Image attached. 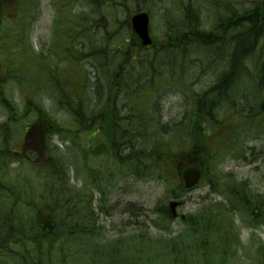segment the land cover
<instances>
[{
    "label": "trees",
    "instance_id": "16d2710c",
    "mask_svg": "<svg viewBox=\"0 0 264 264\" xmlns=\"http://www.w3.org/2000/svg\"><path fill=\"white\" fill-rule=\"evenodd\" d=\"M17 1L16 16L23 19L28 15L27 0ZM89 1L97 8L101 4L104 12H112L117 4L123 7L125 3L131 4L135 11L121 23L125 29L123 37L117 27H109L111 30L105 35L98 34L91 44L87 42L91 39L87 34L89 20L98 14L93 12L89 16L90 11L86 12L92 4ZM89 1L51 0L57 13L54 32L66 38L55 37L57 56H80L82 67L86 61L94 60L91 72L96 74V83L88 87L91 100L86 102L78 94V99L73 101L70 98L73 93L66 91L63 95L67 102H63L59 82L49 83L60 105L65 103L63 107L71 114L76 125L73 131L59 125L31 98H26L25 114L20 118L24 119L26 113L36 114L34 143L24 142L20 155H25L28 147V164L38 173L39 182L32 177L30 167L18 178L11 176L10 164L17 158L6 143L8 134L13 133L12 124L20 121V114L5 101L0 89L1 107L6 109L8 118L0 124V264H98L94 259L104 252L99 215L92 207L90 192L69 186L72 165L53 152L50 138L54 135L85 151L81 158L83 165L91 155L105 151L103 143L109 157L130 175L141 177L139 172H146L167 182L172 181L168 180L169 175L174 177L173 181L177 179V182L170 183L175 188L169 195L177 198L176 194L183 190L177 176L179 164L198 160L207 173L210 164L234 153L238 133L252 130L264 133V0H151L163 8L161 26L167 38L161 44L155 40L153 48H144L130 25L131 16L138 12L146 11L154 16L155 11L147 6V0ZM76 8L79 11L73 12ZM80 11L83 13L78 14ZM205 11L209 14H204ZM61 15L68 19L66 32L59 28ZM0 35H4L2 49L6 50L16 49L9 41L22 37L21 31ZM5 64L8 71L5 76L0 74L1 87L9 77L22 80L14 75L22 63L16 66L8 60ZM27 70L34 76L28 83L37 84L38 68ZM206 70L213 75L211 85L193 93L189 89L191 80ZM139 75L141 78L137 79ZM133 85L138 86L139 92L131 96L129 112L123 107V96ZM156 85L157 90L171 86L189 93L190 108L180 121L163 123L155 116L159 114L158 105L155 109L149 100L144 101L143 107L148 106L154 114L148 108L140 109L139 93ZM124 112L127 115L123 116ZM82 133L87 135L86 140ZM91 139L96 140L93 148ZM219 174L214 173L213 178L220 180ZM211 183L215 184V180ZM223 195L230 208L218 204L219 213L235 210L250 222L264 226V198L260 194H251L246 184H230L223 188ZM214 207L189 215L186 224L195 232L214 235V244L222 249L205 250L202 264H228L229 256L235 253V250L229 252L227 241L233 231L226 238L221 228L224 221L214 216ZM158 212L165 220L173 218L166 205ZM222 240L225 242L218 244ZM121 243L125 242L115 245ZM254 263L264 264V245Z\"/></svg>",
    "mask_w": 264,
    "mask_h": 264
},
{
    "label": "rangeland",
    "instance_id": "374dc122",
    "mask_svg": "<svg viewBox=\"0 0 264 264\" xmlns=\"http://www.w3.org/2000/svg\"><path fill=\"white\" fill-rule=\"evenodd\" d=\"M38 1L35 0L33 14L31 18L26 20L25 24L14 23L15 20L11 22L8 19H12L9 14H15V10L8 9V18H5L4 24H0V30L2 32L7 30L12 34L16 33V30H25L22 45H20L21 40L16 37L9 41L14 47L18 48L17 53L22 52L21 55L23 56L27 52V56H31V60H35L36 64L38 59L39 61L47 60V63L51 64L50 68L54 69L61 65V59L55 58L51 53V44L55 38L54 25L57 20V13L52 8L50 0H40V7ZM162 1L174 2L175 0ZM147 2V6L155 11L154 16H152V31L158 43L161 44L167 40L164 37V28L161 26L160 12L163 8L157 6L151 0H147ZM91 5H88V10H86L87 13L90 11L89 16L93 12L98 14L94 19L89 20L87 27V34L91 37L87 41L89 44L95 40L94 36L98 34L105 35L108 30H111L109 27H117L121 37L124 36L125 29L121 28V23L124 20L126 21L128 16L135 11L131 9V4L125 3L124 7L117 4L112 12H104L101 4L99 5L100 8L95 7L93 3ZM38 8L40 10L39 17L35 19ZM143 8L145 7L143 6ZM78 11L79 8L73 10V12ZM80 13H83V11L78 14ZM204 14L209 13L205 11ZM207 17L208 15L205 16V19ZM61 19L59 28L66 32L68 19L63 15H61ZM58 36L66 39L62 35ZM1 46L2 43H0ZM3 54H5V57L7 54L11 55L9 51H0V57ZM12 62L19 66L21 59L14 57ZM26 62L31 63L30 59ZM93 63L94 60H92ZM0 65L1 69H4L5 64ZM135 67L139 68L137 64ZM27 69L29 68L19 69L14 75L20 74L21 77H26ZM31 77L33 75L30 71L28 79ZM140 78L139 75L137 79ZM39 79L42 81L43 86L40 83L32 86L27 81L19 86L16 82L7 80V83L0 88L3 91V97L6 98L5 101L10 102L17 109L20 118L25 114V100H28L25 97L30 96L33 92H38L35 104L47 111L60 125L68 126L72 123L70 116L57 105L53 99L52 89L45 79L38 76L37 80ZM212 80L213 75L208 70L203 74L198 72L191 80L189 89L193 93L201 92L211 85ZM138 89L137 85H133L132 89H127L126 94L130 97L132 94L138 93ZM45 94L51 96L46 97ZM188 94L179 87L160 88V98L156 99L154 105L155 109L158 105L159 114L155 116L165 124L173 120L180 121L185 115L184 112L190 108L191 99ZM154 95L155 90L150 87L139 93L137 101L140 102L142 111H145L148 107L146 105L143 107L146 104L144 101L153 99ZM128 99L124 100L123 107L130 112L133 98ZM133 113L136 112L133 110ZM133 113H130V115ZM26 114L24 119L20 118L18 123L12 124L14 125L13 133L8 134L6 143L8 149L17 158L10 164L11 176L14 178H18L20 174L26 172L30 164L25 160L28 152H25V155H18L21 142L25 136V126L30 125L35 118L34 112L32 115ZM7 120V111L1 107L0 103V124L6 123ZM82 137L86 140L87 135L82 133ZM73 138H76L75 135H73ZM103 140L105 141V139ZM235 140L236 148L232 155L223 156L214 165L210 164L208 172L211 175L207 173L205 181L197 188L185 191L182 194H176L178 197L175 199L173 195H169L172 194L171 190L175 187L160 178L159 175L148 176L146 172H139L141 177L130 175L120 168L116 163L117 161L115 162L104 152L92 156L87 164L83 165L79 158H82V153L85 151H78L77 149L76 152L74 143L66 142L61 137L55 136L52 140L55 155H62L68 164H73L69 186L75 190L85 188L87 192H90L92 207L99 215L100 234L103 247H105L104 252L94 259L95 263L202 264L205 262L203 258L205 250L220 248L214 244L216 240L214 235H205L203 231L190 230L186 224V219L189 215H197L205 207L216 206L213 214L219 216V220L223 219L224 225H221V228L226 233V238L230 235L229 231L231 229L233 231L227 241L230 244L229 252L235 250V253L229 256L227 263L256 264L254 259L258 255L260 247L264 245V226L250 222L247 217L235 212V210L227 208L228 211L225 210L219 213L217 209L218 204H223L224 207L227 205L230 208L226 197L223 195V188L230 184H246L249 191L253 194H260L264 198V134L253 131L252 135L238 133ZM95 142L96 140H91L90 144ZM101 146L106 147L103 143ZM99 152H102V150H99ZM30 173L34 180L39 182V175L32 167ZM214 173H220V180L213 178ZM213 180H215V184L211 183ZM174 200L181 202V205L177 208L178 215L176 218L173 217L172 220L163 219L158 209L164 205L168 206ZM119 242L125 243L115 245ZM224 242L222 240L218 244L221 245ZM233 245H236L238 251ZM114 250L118 252L115 253ZM180 253H183L184 258Z\"/></svg>",
    "mask_w": 264,
    "mask_h": 264
},
{
    "label": "water",
    "instance_id": "95a60500",
    "mask_svg": "<svg viewBox=\"0 0 264 264\" xmlns=\"http://www.w3.org/2000/svg\"><path fill=\"white\" fill-rule=\"evenodd\" d=\"M149 23L150 18L149 15L145 12L139 13L132 18V24L134 30L137 32L139 37L143 40L144 45H150L152 43L149 37ZM184 181L186 183V188L194 187L201 179L202 173L197 168H190L184 172ZM177 207V203H172L171 208L175 213V208Z\"/></svg>",
    "mask_w": 264,
    "mask_h": 264
}]
</instances>
